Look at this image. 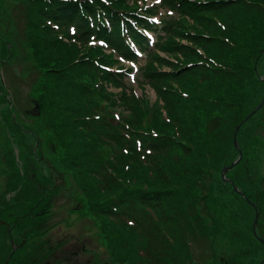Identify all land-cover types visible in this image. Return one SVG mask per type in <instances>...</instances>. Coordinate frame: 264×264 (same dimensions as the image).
<instances>
[{"label": "trees", "instance_id": "1", "mask_svg": "<svg viewBox=\"0 0 264 264\" xmlns=\"http://www.w3.org/2000/svg\"><path fill=\"white\" fill-rule=\"evenodd\" d=\"M27 3V42L42 71L34 91L39 109L49 117L48 127L44 124L48 131L41 123L39 128L45 136L53 134L49 147L59 153L50 170L49 191L40 174L18 177L21 191L27 190L24 200L36 198L30 206H17L18 213L24 214L26 207L33 213L44 210L42 198L53 192L52 178L55 181L62 165L74 171L88 210L101 218L111 258L119 263L185 264V258L196 253L194 244L206 243L215 254L217 234L229 243L234 238L243 241L244 248L231 254L227 247L217 249L228 250L222 256L226 253L231 264L264 259V244L251 230L257 211L258 234L264 240V102L239 126V145L233 142L235 127L256 107L259 90H264L259 79L264 72V0H162L160 6L169 5L180 17L159 24L151 19L158 5L137 9L127 0ZM53 28L62 30V37ZM144 29L158 34L153 48ZM91 36L131 60L137 56L128 42L140 47L147 57L142 81L162 101L163 116L159 109L152 111L157 102L149 108L132 92L106 91L107 84L125 88V73L106 69L113 59L98 46L90 55H78L71 39L80 42ZM164 65L168 70H161ZM116 98L129 110L125 117L104 110L102 101L114 104ZM17 125L18 144L30 147L21 137L25 127ZM13 126L11 120L9 130ZM254 134L263 140L260 146L255 143L257 151L251 149L256 136L248 141ZM246 149L251 156L244 158ZM238 152L242 158L226 176L243 195L220 178ZM259 163L263 172L253 171ZM3 229L1 237L6 231L7 238L14 239ZM31 233L21 242L34 244L29 243ZM4 246L1 242L0 264H14L22 249Z\"/></svg>", "mask_w": 264, "mask_h": 264}, {"label": "rangeland", "instance_id": "2", "mask_svg": "<svg viewBox=\"0 0 264 264\" xmlns=\"http://www.w3.org/2000/svg\"><path fill=\"white\" fill-rule=\"evenodd\" d=\"M153 1L158 0H127L129 7L137 9L147 7L149 6L148 4ZM167 6L169 5L159 6L161 7L159 11L163 9V13L161 14L159 20L163 21L168 18L178 19L180 15L176 11L169 9L170 6ZM30 7L31 6L27 3V0H0V98L2 96L5 97V100L0 99V151H10L13 164L17 162V169L19 168L17 173L20 177H25L23 172L29 173L30 170H33L36 174L49 178L50 170L52 169V166H54L52 164L54 162V157H58L59 152L53 151L54 155L51 151V147H49V145H52L53 143L51 140V138L54 139L53 134L45 136L47 133L42 132L39 128L41 123L44 129L48 131V115L43 113L37 107L38 105L35 107V104L32 101L33 99L37 100L38 95L34 91L36 87L34 85H36V82L38 83L42 71L37 65L36 56H34L33 52H31L30 43L27 42L28 34L26 33V23L29 16L28 8ZM189 22H191V20H189ZM53 29L55 35L60 37L59 32L62 33V30ZM144 34L148 36V38L154 37L157 39L158 37L157 33L156 35H153L151 31H146ZM57 39L59 40V38ZM75 45L77 53L80 57L87 53L90 55L93 53L92 50L96 49V46L100 47L103 53L110 55L113 59V64L109 67L105 66L106 68L111 70L125 69V71L129 73L128 75L125 74L123 78L125 88L107 84L105 86L106 91L112 94H119L121 90L124 89L126 92H132V95L136 99L141 100L144 104L148 103L149 108H152V104L157 102V105H155V108H153L152 111L159 109L160 112H165L164 109L162 110V101L157 99L152 86L148 82L146 83L142 81L141 70L147 61V57L145 55H142V57H139L136 61H130L125 56L118 54L109 46L100 45L96 40H93L91 43L88 39L86 41H80L79 44L76 43ZM48 48L49 50L56 52L54 47ZM158 52L161 57H164L165 59L170 61L175 60L174 55L164 53L163 51ZM260 63H264V54L260 59ZM12 67H17L19 69L20 76L14 74ZM258 67L260 70V65H258ZM161 70H168V66H162ZM259 79L264 80V72L259 74ZM262 89H264V87ZM259 93V102H261L264 97V90H259ZM7 95H9L12 99L14 106L8 105ZM102 105L104 106L105 112L110 115L112 114L113 116L118 115L125 117V115L129 113V110L121 104L118 98H116L114 104L110 101L104 100L102 101ZM11 108L14 110L13 112L9 111ZM255 108L256 107H254L253 110ZM252 111L248 114L252 113ZM26 112L29 114L27 115ZM145 117L150 116L147 114ZM258 118L259 117L257 116L254 119L253 124L256 123ZM11 120L16 123V127H10L9 130L8 126ZM17 123L25 127L22 128L25 133L21 137L25 140L24 145L28 144V146H30L28 148L21 147L17 142ZM250 125L251 123L246 127ZM252 136L255 137L256 135H251L248 141L252 138ZM260 136L262 139L264 138V128H261ZM46 137H49V140H47ZM254 137L252 140H254ZM262 139H260V141L259 136H256L254 144L251 145V149L253 151H257L255 143L259 146L263 144ZM236 143L238 146L239 143L237 140ZM35 148L37 149L36 151ZM247 151H249V149L243 151L244 158L251 156L250 152L247 153ZM233 156L235 157L232 159V162L235 165L238 158H242V153L238 152ZM46 162L47 167L45 166ZM2 164L3 162L0 160L1 207L4 206L5 199L8 200L10 205L30 206L36 198H33L31 202L30 200H24V196L26 194L25 191L27 190L24 192L21 191L19 184L15 186L11 179L7 184L9 171H7L6 166L5 170H2ZM260 165L262 166L261 163H259V165L257 164L255 168H253V171L257 170L263 172L264 168L262 169ZM223 168L222 170L224 171L221 174L226 175L229 169ZM54 176L55 181H53L52 178L53 192L50 194L47 192L49 189L47 188V191L45 189V193L47 192L46 196H48L47 203L49 209L47 210L48 216L44 218H46L45 221H48V224L41 228L40 232L35 235L34 233L38 231L37 225L35 230H29V228L27 229V233H31L30 231L33 232L29 234L31 235L29 243L34 241L35 244L30 251L31 255L35 257L34 260H36V258H40L41 256H48V261L58 260V262L63 261L64 264H128L119 263L111 258L108 250V243L104 239V235H102L100 230L102 223L101 218L94 217V215L88 210L86 198L79 186L74 171L72 169L70 170L67 166L61 165L59 172L54 174ZM27 181L29 184L30 180ZM43 183H45L47 187L48 179H46ZM54 184H57V186ZM29 186L31 185L29 184ZM37 191V193H42L43 190L37 189ZM8 198H12L14 200L16 199L17 203H12V201ZM254 205L255 204H253V206ZM200 206L202 207V205H199V207ZM20 213L21 212L18 214ZM22 231L23 229H21V232ZM6 234L7 233L5 231V233L2 234L3 236H0V243L2 242V245H6L4 246V250L8 249L7 245H10V243L13 246L14 243L17 244V242H21V240L26 236H18L17 238L14 237V239H9ZM242 242L243 241L234 238L229 243V240L226 241V239L220 238L219 234H217L214 245L215 254L212 255V250L210 246H206V243H197L194 244L196 253L193 256L195 258L191 255H189V257L192 258L193 261H196V264H231L232 261L227 259L226 253L224 257L222 256L223 253L228 250L217 249L227 247L229 249L228 253L231 254L235 248H237V250L244 248V244H242ZM26 244L27 243L24 244L23 242L20 249L23 250V246ZM22 250L17 251L16 253L21 256L25 253L22 252ZM30 252L28 251V253ZM68 253H71V256L69 259L64 261V257ZM220 256H222L221 260L219 259ZM189 257L185 258V264H193L189 260ZM213 257L215 258L213 259ZM22 258L28 259L29 256L26 253ZM234 262L236 264L244 263V261L239 260Z\"/></svg>", "mask_w": 264, "mask_h": 264}, {"label": "flooded vegetation", "instance_id": "3", "mask_svg": "<svg viewBox=\"0 0 264 264\" xmlns=\"http://www.w3.org/2000/svg\"><path fill=\"white\" fill-rule=\"evenodd\" d=\"M0 160L3 162L2 170H5V166H6L7 171H9L8 176H10V178L7 179V184L11 179L12 183H14L16 186L17 185V179L19 177V175L17 173V167L18 166L16 163L13 164L12 155H11L10 151H7V152L6 151H0ZM45 166L47 167V164H45ZM28 174H30V176H33L35 173L33 172V170H30L29 173L23 172L24 176H27ZM42 177H44V176H42ZM44 178H45V180L48 179L46 177H44ZM32 184H33V181H32ZM8 199L11 200L12 203H17L16 199L15 200L12 198H8ZM42 199H43V203H42L41 210L44 209L42 212L36 211L37 213H33V210H29L30 212H28L27 211L28 207H26L24 209L25 210L24 214H21V215L18 214L17 205H14V204L10 205L8 203V200L5 199L4 206L1 207L2 201L0 200V231L3 228L4 229L8 228L7 230L11 233L10 235H12L14 237H18V235L23 237L27 234L28 228H29V230H33L36 228V225H37L38 231H36V233H39L40 229L48 224V221H45L46 218H44V217L48 216L47 215L48 214L47 210L49 209L48 203H47L48 196H45ZM39 200H40V197H39ZM21 229H23L22 232H21ZM18 244L21 245V242H19ZM34 245L35 244H26L25 246H23L24 249L22 250V252H25V253H23L20 256V258H18L15 261V264H64L63 261L58 262V260L48 261L47 260L48 256L47 257L41 256L40 258H36V260H34L35 257H33V255H31V252H30L31 248ZM28 251L30 253H28ZM26 253L29 256V258L26 262H23L21 258ZM70 255H71V253H70ZM44 259H46V260H44ZM65 260L66 259L64 257V261Z\"/></svg>", "mask_w": 264, "mask_h": 264}, {"label": "bare ground", "instance_id": "4", "mask_svg": "<svg viewBox=\"0 0 264 264\" xmlns=\"http://www.w3.org/2000/svg\"><path fill=\"white\" fill-rule=\"evenodd\" d=\"M220 176H221L220 178H221L222 183L230 184L233 191L238 192L239 194L243 195L242 192L237 188V186H235L233 184L232 180L229 177H227L225 174H222V175L220 174ZM253 207L255 208V205ZM254 220H255V218H253V222H252V226H251L252 227L251 230H252L253 236H255L261 243H263L264 240L261 239V237L258 234L257 219H256L255 223H254Z\"/></svg>", "mask_w": 264, "mask_h": 264}, {"label": "water", "instance_id": "5", "mask_svg": "<svg viewBox=\"0 0 264 264\" xmlns=\"http://www.w3.org/2000/svg\"><path fill=\"white\" fill-rule=\"evenodd\" d=\"M16 70V69H15ZM17 74H19V72H17ZM35 101V104H37V100H34ZM263 101H264V97H263V99L261 100V102L257 105V107L252 111V113L253 112H255L260 106H261V104L263 103ZM252 113H250V114H252ZM250 114H248L244 119H243V121H241V123L242 122H244L247 118H248V116H250ZM239 126L240 125H237L236 127H235V130H234V135H233V141H234V144H235V146H237V143H236V132H237V129L239 128ZM238 160H239V158H238ZM233 164L234 163H231L229 166H227V167H225L224 169H229L231 166H233ZM255 220H254V223L256 222V219H257V212L255 213ZM262 261H264V260H262ZM193 264H195V262L193 263ZM259 264H261V263H259Z\"/></svg>", "mask_w": 264, "mask_h": 264}]
</instances>
